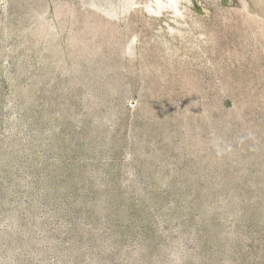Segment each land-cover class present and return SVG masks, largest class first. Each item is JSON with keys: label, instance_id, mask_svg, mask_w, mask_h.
I'll return each instance as SVG.
<instances>
[{"label": "rangeland", "instance_id": "rangeland-1", "mask_svg": "<svg viewBox=\"0 0 264 264\" xmlns=\"http://www.w3.org/2000/svg\"><path fill=\"white\" fill-rule=\"evenodd\" d=\"M0 264H264V0H0Z\"/></svg>", "mask_w": 264, "mask_h": 264}]
</instances>
